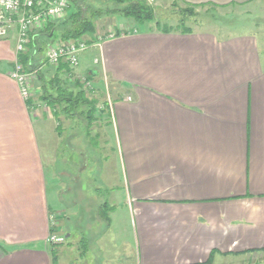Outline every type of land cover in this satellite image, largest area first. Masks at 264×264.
<instances>
[{
  "label": "crops",
  "instance_id": "obj_1",
  "mask_svg": "<svg viewBox=\"0 0 264 264\" xmlns=\"http://www.w3.org/2000/svg\"><path fill=\"white\" fill-rule=\"evenodd\" d=\"M178 1L252 9L264 0ZM17 19L0 36V264H258L264 254V36L148 25L92 43L97 66L89 68L95 71L90 82L97 95V80L112 95L100 120L110 119L119 177L108 178L102 198L101 187L87 195L70 187L68 211L63 187L50 205L36 131L49 108L34 94L24 99L11 75ZM66 123L71 135L62 145L86 149L75 121ZM95 159L84 157L81 170H95ZM58 171L64 184L67 173ZM54 215L68 248L49 242Z\"/></svg>",
  "mask_w": 264,
  "mask_h": 264
},
{
  "label": "rangeland",
  "instance_id": "obj_2",
  "mask_svg": "<svg viewBox=\"0 0 264 264\" xmlns=\"http://www.w3.org/2000/svg\"><path fill=\"white\" fill-rule=\"evenodd\" d=\"M83 2L85 6L88 7L87 13H90V9L92 8H106L108 6L115 7L117 4L113 0H79ZM151 4L155 6H164L169 7L172 2L168 0H149ZM182 6L183 3L179 2ZM199 18L197 20L187 21V24L191 26L194 30L207 29L212 30L221 34H228L230 30L237 33L242 32H256L260 33L264 36V1L257 4L256 8H250L248 6H228V7H212V6H202L198 7ZM173 24L175 23L171 20ZM97 25L99 28V32L101 36H105L108 34L113 35L116 32V28H122V30H131L139 31L142 29H147L146 26H138L134 20L126 19L121 16L115 17H104L99 18L97 21ZM152 28H155L154 23L150 24ZM145 27V28H143ZM94 59V49L89 45L88 48L79 55V64L73 68L72 76L81 77L84 79L85 75L89 73V68L97 65H93ZM39 60V59H38ZM45 63V59H44ZM51 65V64H50ZM49 64L43 65L45 70L50 67L51 72H53V66ZM37 71V70H36ZM49 73V75H50ZM52 74V73H51ZM101 81L97 80L96 88L101 90L100 94L97 95L93 91L92 88L88 89V94L91 98L98 99L97 104V113L99 120L94 122L92 127H88L86 120L79 117L67 118L66 115L60 112V116L55 113V110L49 108V112L43 116L42 121H38L36 123V131L38 134V139L40 140V145L42 149V156L45 164V170L48 178V191H49V199L50 205L52 209H54L55 203V194L58 188L63 187L65 192V201L62 202V208L68 209L71 207L68 200L70 201L69 188L74 187L75 191H82L84 195L91 194L95 189L101 187V196L106 197L108 195L107 191L104 187H108V178L113 179L119 177V162H118V151L117 144L115 140L114 133L112 132L113 128L110 124L109 117H104V120H100L102 112L107 109L106 104L107 101L110 103L112 99V95L110 91L105 87L104 83H100ZM32 84V94L36 95V99H39V93H37L38 86L40 84V80L37 78V73L31 81ZM38 96V97H37ZM104 96L106 98H104ZM106 99V101H104ZM86 108V107H85ZM84 109V108H82ZM40 120V119H39ZM67 120H74L75 126H77L78 135H84L82 138L80 137V141H82L88 146L86 149H76L70 147V145H62L61 140L66 141V136H70L71 132L69 131V127L66 123ZM62 122L61 128L58 126V122ZM102 121V122H101ZM101 122V123H100ZM99 125L98 127L96 125ZM67 130L65 131L64 129ZM59 132H62L63 137L60 139ZM84 143V144H85ZM82 146V145H81ZM62 147V148H61ZM80 147V145H79ZM83 152L85 156L83 155ZM91 156L95 159L96 168L95 170L89 169L81 170L82 164L84 163V157ZM109 160V161H108ZM58 169H64L67 173V176L63 178L64 184L61 181V174ZM101 170V171H100ZM103 170V171H102ZM105 182V183H103ZM98 201V197H96ZM98 203V202H97ZM122 203V201H121ZM81 205V202H80ZM81 207V206H80ZM118 211L121 213H117L119 216L123 214L122 207H119ZM80 216H82L80 214ZM53 228H56V231L51 234H56L58 236L64 237L65 234H60L58 232V228L56 227L55 219L56 216H53ZM114 218L113 223V232L116 233V237L118 238L119 232V224L118 217L115 214H112ZM116 219V220H115ZM64 220V218H63ZM122 220V218H120ZM64 223H66L64 221ZM60 231H65V228H59ZM122 231V229L120 230ZM66 238V236H65ZM67 238L61 244H53L54 246L64 245V248H68ZM60 248V247H59ZM262 257L257 260L258 264H264V254ZM249 264V263H248Z\"/></svg>",
  "mask_w": 264,
  "mask_h": 264
},
{
  "label": "trees",
  "instance_id": "obj_3",
  "mask_svg": "<svg viewBox=\"0 0 264 264\" xmlns=\"http://www.w3.org/2000/svg\"><path fill=\"white\" fill-rule=\"evenodd\" d=\"M113 1L117 4L115 7L92 8L88 14V7L83 2L70 0L67 15L58 20L47 19L43 27L33 33L35 38L34 40L31 38L26 51L18 54V60L23 64L25 72L30 73L37 70V78L40 80L39 99L48 108H52L58 113L61 112L68 118H83L88 127H92L93 123L99 120L96 115L98 99L91 98L87 89L89 88L88 83H91V79L95 78V71L89 72L84 79L72 76V67L65 60H62L57 66L50 65L53 66L52 74L50 67L42 70V66L49 63L46 51L51 44L56 42L66 44L71 41L83 40L91 45L112 36L111 34L101 36L99 32L97 21L104 17L121 16L134 20L138 26L154 23L155 29L160 31L186 33L194 31L187 21L197 20L200 16L198 11L200 5L182 2V6L178 0L173 1L169 7L155 6L149 0ZM171 20L175 23L170 22ZM129 32L132 31L117 27L113 35ZM55 231L56 228L52 226L50 232L54 233ZM55 259L54 261H56Z\"/></svg>",
  "mask_w": 264,
  "mask_h": 264
},
{
  "label": "built area",
  "instance_id": "obj_4",
  "mask_svg": "<svg viewBox=\"0 0 264 264\" xmlns=\"http://www.w3.org/2000/svg\"><path fill=\"white\" fill-rule=\"evenodd\" d=\"M69 7L70 0H0V36L8 34L9 29L15 22V17H18L17 58L11 75L18 82L24 99H28L32 95L31 81L36 76L37 71L25 72L23 64L18 60V54L26 51L32 30L40 28L47 19L58 20L64 18ZM88 46L83 40L50 45L46 51V58L52 65L57 66L62 60H65L71 67L75 68L79 64V55ZM88 86L92 88L91 83H88ZM53 218L52 216V221ZM65 239V236L50 234L49 242L61 244Z\"/></svg>",
  "mask_w": 264,
  "mask_h": 264
}]
</instances>
